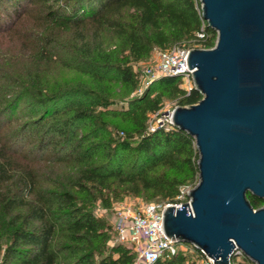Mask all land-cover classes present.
I'll return each instance as SVG.
<instances>
[{
  "label": "trees",
  "instance_id": "obj_1",
  "mask_svg": "<svg viewBox=\"0 0 264 264\" xmlns=\"http://www.w3.org/2000/svg\"><path fill=\"white\" fill-rule=\"evenodd\" d=\"M28 18L74 29L78 47H72L69 60L93 84L63 90L35 86L23 95L28 103L17 128L11 113L23 96L1 111L9 117L0 121V264H132L136 252L121 242L110 247L113 223L96 209L148 191V198L176 201L180 185L199 175L195 140L174 126L152 131L149 120L165 99L189 105L202 95L195 88L185 91L178 76H164L119 111L111 108L118 101L98 84L115 78L132 90L140 82L134 65L154 48H209L217 32L202 18L196 0H0V33ZM108 31L117 41H104ZM201 31L205 39L198 37ZM106 115L124 116L131 125L108 129ZM43 164L49 170L42 171ZM62 165L70 167L65 175L55 172ZM163 167L185 176L169 175L159 170ZM248 197L254 208L264 205L263 199ZM233 259L254 264L245 256ZM154 264L194 263L179 248Z\"/></svg>",
  "mask_w": 264,
  "mask_h": 264
},
{
  "label": "water",
  "instance_id": "obj_2",
  "mask_svg": "<svg viewBox=\"0 0 264 264\" xmlns=\"http://www.w3.org/2000/svg\"><path fill=\"white\" fill-rule=\"evenodd\" d=\"M217 32L212 48L193 47L194 104L174 106L172 125L195 140L198 183L190 202L167 205L166 235L227 264L235 249L264 264V0H200Z\"/></svg>",
  "mask_w": 264,
  "mask_h": 264
},
{
  "label": "rangeland",
  "instance_id": "obj_3",
  "mask_svg": "<svg viewBox=\"0 0 264 264\" xmlns=\"http://www.w3.org/2000/svg\"><path fill=\"white\" fill-rule=\"evenodd\" d=\"M75 34L74 29L70 27L47 26L35 21L33 18L24 20L12 31L0 33L1 122L9 113L7 110L4 113L1 112L4 106L17 95H21L22 97L26 92L34 89L35 86H43L50 90H63L80 84L87 85L88 87L92 86L93 82L91 77L81 70L79 66L70 62L73 59L69 60L73 53L72 47H78L74 45ZM103 35L104 41L108 44L117 41V37L109 31ZM43 49L46 51L45 54L41 53ZM155 49L157 47L152 50L147 59L134 65V69L138 71L140 77V82L136 88L131 90L129 84L123 83L115 78L103 80L98 84V90H106L112 98L118 101L111 108H117L119 111L123 109L125 111L128 109L127 101L143 93L149 84H147L148 79L144 76L143 72L145 68L155 64ZM179 79L181 80L180 77ZM27 99L23 96L13 108V113H11V126L14 128H17L25 119L21 116V108L28 103ZM174 104L175 101L165 99L163 109L158 115L151 116L149 125L151 126L156 123L158 118H161L163 112L173 108L175 106ZM104 119L108 123V129H113L115 126L121 128L131 125L130 119L124 116L113 117L106 115ZM40 167L42 171L49 170L50 168L48 164L40 165ZM69 169V166L62 165L58 166L55 172L60 175H65ZM159 170L166 171L169 175H175L179 178H184L185 176L169 167H163ZM198 180L199 175L193 174L191 179H188L180 185L179 193L181 190L186 191L192 189L198 183ZM149 195H151L150 191L142 195H125L121 199L114 200V203L137 206L147 202H164L160 196L148 198ZM102 215L111 223L115 221V217L110 208ZM115 236L113 235V238L110 240V247L118 243L116 242ZM187 252L190 256V261L194 264H201V260L196 252L191 249L187 250Z\"/></svg>",
  "mask_w": 264,
  "mask_h": 264
},
{
  "label": "built area",
  "instance_id": "obj_4",
  "mask_svg": "<svg viewBox=\"0 0 264 264\" xmlns=\"http://www.w3.org/2000/svg\"><path fill=\"white\" fill-rule=\"evenodd\" d=\"M196 1L200 2L201 9V1ZM198 37L205 39V31L199 32ZM189 49L191 48L181 45H174L167 49H155V64L145 68L143 72L148 79L147 84L159 77L178 76L181 78L180 85L185 91L190 92L195 88L192 75L193 69H190L187 65ZM173 108L167 109L156 123L149 125L150 130L153 131L159 126L166 128L173 126L171 118ZM160 111L152 115H158ZM188 192L189 190H181L174 202H147L137 206L113 203L110 210L115 217V221L112 222L116 235L115 239L116 242L128 244L134 249L136 259L132 264H154L163 255L174 254L179 248L184 251L191 249L196 252L201 264H216L214 258L210 257L205 251L197 250L189 243L177 242L168 237L164 231L163 212L165 207L167 205L180 207L184 202H190ZM107 210L98 207L97 213L102 215ZM233 255L244 256L240 249H235L227 264H237L233 259Z\"/></svg>",
  "mask_w": 264,
  "mask_h": 264
}]
</instances>
